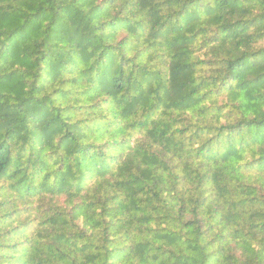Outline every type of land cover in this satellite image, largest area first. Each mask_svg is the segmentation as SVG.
<instances>
[{
  "label": "trees",
  "instance_id": "trees-1",
  "mask_svg": "<svg viewBox=\"0 0 264 264\" xmlns=\"http://www.w3.org/2000/svg\"><path fill=\"white\" fill-rule=\"evenodd\" d=\"M0 264H264V0H0Z\"/></svg>",
  "mask_w": 264,
  "mask_h": 264
}]
</instances>
